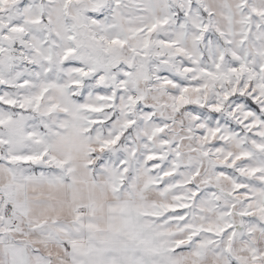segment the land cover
I'll list each match as a JSON object with an SVG mask.
<instances>
[{
    "label": "snow or ice",
    "instance_id": "snow-or-ice-1",
    "mask_svg": "<svg viewBox=\"0 0 264 264\" xmlns=\"http://www.w3.org/2000/svg\"><path fill=\"white\" fill-rule=\"evenodd\" d=\"M0 264H264V0H0Z\"/></svg>",
    "mask_w": 264,
    "mask_h": 264
}]
</instances>
